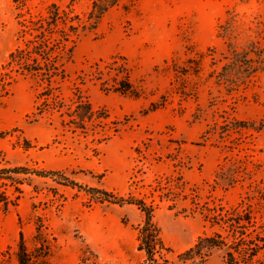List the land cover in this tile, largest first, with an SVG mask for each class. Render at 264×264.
Returning a JSON list of instances; mask_svg holds the SVG:
<instances>
[{
  "label": "rangeland",
  "instance_id": "1",
  "mask_svg": "<svg viewBox=\"0 0 264 264\" xmlns=\"http://www.w3.org/2000/svg\"><path fill=\"white\" fill-rule=\"evenodd\" d=\"M91 6L0 0V264L19 234L31 264H264V67L215 78L226 19L264 47V0H121L88 30Z\"/></svg>",
  "mask_w": 264,
  "mask_h": 264
},
{
  "label": "trees",
  "instance_id": "2",
  "mask_svg": "<svg viewBox=\"0 0 264 264\" xmlns=\"http://www.w3.org/2000/svg\"><path fill=\"white\" fill-rule=\"evenodd\" d=\"M121 0H92L91 10L88 14V23L84 25L82 28L88 30L96 29L98 22L100 21L101 17L114 5L118 4ZM53 20V18H52ZM222 36L227 38V59L222 64L220 70L216 74V82L222 83L226 90H230L237 86L239 83L246 80L251 74L256 72L259 69L264 67V47H259L257 43L253 41L246 42L241 47H237L235 41L230 38H235L236 35L233 34V26L229 22V19H226L221 26ZM49 58V57H48ZM83 113L86 114L90 110L89 105H82ZM82 116V115H81ZM234 127H242V126H251L250 124L246 123L245 121H236L232 123ZM231 126L228 124H224L220 126L221 133L227 132ZM259 128V127H257ZM220 134V133H219ZM231 165V164H230ZM229 164H225L224 166H220V168L216 171L215 177L218 183L222 186L229 187L232 186L235 182V175L236 171L230 166ZM17 175L20 173L27 174L26 171H23L22 167H13L12 170ZM37 175V173H35ZM4 179H11V176L8 177H0ZM1 197V195H0ZM128 203H134L141 211L145 213L146 220L142 229V238L140 249H142L147 258L153 262L152 255L153 249L155 247V242L157 240L156 235H154L153 231L148 228L150 222V213L145 208V205L141 201H129ZM212 243L211 239L206 237H201L198 241L190 248L182 252L179 256L182 259H185L189 255L194 253H198L204 242ZM223 246L226 243H221ZM17 260L18 264H31V256L26 251L21 234H19V242L17 245ZM258 250L264 248V241L262 244L258 245ZM227 255L231 257V253L227 252Z\"/></svg>",
  "mask_w": 264,
  "mask_h": 264
},
{
  "label": "built area",
  "instance_id": "3",
  "mask_svg": "<svg viewBox=\"0 0 264 264\" xmlns=\"http://www.w3.org/2000/svg\"><path fill=\"white\" fill-rule=\"evenodd\" d=\"M193 264H197V261H196V262H194Z\"/></svg>",
  "mask_w": 264,
  "mask_h": 264
}]
</instances>
